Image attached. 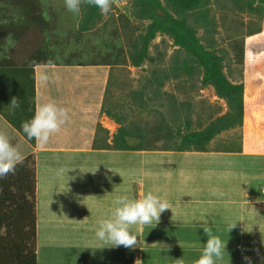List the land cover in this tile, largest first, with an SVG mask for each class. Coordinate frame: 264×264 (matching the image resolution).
Listing matches in <instances>:
<instances>
[{
	"label": "crops",
	"instance_id": "obj_1",
	"mask_svg": "<svg viewBox=\"0 0 264 264\" xmlns=\"http://www.w3.org/2000/svg\"><path fill=\"white\" fill-rule=\"evenodd\" d=\"M35 45L36 43L34 42H32L31 46H27L26 44L23 46V49H19L16 55H14L17 59H21L15 61L17 62V67L14 69L17 68L18 70L14 72L17 75L28 72L29 77H19L21 78L19 81H26L24 84L28 85V92L21 94V97H17L15 93L13 94L12 99H17L20 105L19 107L27 108L28 113H31V116H8L9 112L15 114L18 111V108L13 110L9 107L12 99L8 96L7 98L4 97L3 99H0V104L2 103L0 108L2 110L4 109V112H6V114L3 115V112L0 111V133L5 134L23 156L22 163L17 165L15 174H9L3 178V181L11 177L12 179L10 181L12 182V180L18 179L17 177L20 179V176L24 175L27 182L26 179H23V183L26 185L25 187H27L31 183L32 178H34L37 190L39 188L46 193L51 190L53 194H49V200H52L55 204L56 202L62 204V200H56V195L64 193L66 197L67 191L68 194L71 192L73 195V192L75 191L74 186L80 179L76 176L81 170L82 172L85 171L84 169H81L82 165L87 168V156L89 154H94L95 152L102 154L104 152V159L111 160H104L105 165L102 162L97 169L110 173L109 178H111L114 173L117 176V178H114L116 181H120V179L122 180L123 176H126L127 180H130L131 178H133V180L140 178L137 173H141L142 168L140 165L142 163L145 170H150V173L148 174L151 175L146 178L143 177L145 178L144 181H147V184L154 186L152 190L158 192L157 195L159 197L168 200L167 202L172 210H166L167 212L165 211V215L167 214L169 218L173 219L171 223L176 228V234L180 232L190 233L193 232V230L200 231V229H202L201 231L204 233V228H210L214 234L218 233L224 244L227 245L226 252L224 253V264H264V236L261 235L262 233L264 234V212H260V210L257 209H260L261 207L264 208V202H262V205H259L258 203V200L264 201V192L261 190L263 195L257 193L259 191L257 185L258 187L264 186V143L259 144L260 147L256 145L249 146L247 141L244 140L241 146L235 147L237 150L234 152H226L223 150H212L208 152H180L171 150L123 151L100 146L95 139V132L99 123L102 127L100 128V132H104L107 137L105 142L112 143L113 135L117 130V126L115 129H109L110 127L102 124L100 122L101 120L99 121L98 119L101 115V107L105 97V90L109 84V78H113L114 75L112 81H114L115 86H117L118 73L114 72L113 68H110V66L101 65L99 63L90 64L92 62H85L82 64L78 62V57H75L74 60L69 59L67 64L62 62L59 65L35 66L33 68L35 87H33V83H31L32 77H30V75H33V73H31L32 71L27 70L26 72L24 71V73L22 69L29 66L26 65L25 61H28L29 58L33 59L32 57L35 56V52L32 50ZM242 53L243 60H240V58L238 60V64L241 65V67H239V71H234V74L231 75H229L228 72L230 73V69L232 68L228 67L226 63L230 56L234 57L235 55L231 53L227 56L225 53L221 52L218 53V55L220 56L223 54L224 56L222 63L225 66L224 71L229 80L233 83H244L243 99L246 105L243 113V123L238 126H243L245 135L251 133V136L264 138V64L258 66V61H256V66L250 65V67H248L250 64V57L258 55V57L263 58L264 51H248V53L240 51L238 56L241 57ZM6 54L7 52L3 51L4 57L8 56ZM11 68L9 67V69H5H8L9 71ZM12 74L13 73H11V75ZM52 77L56 80L59 79L58 81H52L56 87L53 86L54 84L50 86V80ZM3 78L10 79L11 77L9 76V73H3ZM253 80H255L257 84H254V86L248 85ZM31 86L34 89H32ZM49 86L55 89L58 93L53 95L44 93V90L50 89ZM112 93L114 94V88ZM45 102H52L59 107L67 109L69 121L61 127L59 132L52 135L47 144L39 145L34 140H29L27 138L22 131L21 124L34 115L37 104ZM227 110H225V112ZM225 112L221 114H224ZM103 118H107L115 125H120L106 113H103ZM257 123L259 124L256 125ZM94 143H96V145H94ZM120 151L130 152L126 153L127 155L124 156L126 161H122L123 163L128 165L133 163L140 167L137 168L134 165L132 170L128 172L120 171L119 168L114 167V158H117ZM38 163L39 170L36 168L35 171L34 164L35 167L36 165L38 167ZM206 169H214L213 173L218 171L214 178L215 181L209 182L212 179H210L208 173L207 175L204 174ZM259 169L263 170L261 173V179H258L260 176V173L258 172ZM236 173L238 174V178L235 179V185L240 183L246 190L239 193L233 188L236 191L235 195L229 193L227 196L212 198L210 202H204L202 200L201 202L207 203L209 207H212L213 205H228L223 207V209L220 208L219 215H221V217H219V219H216L214 222L206 221L209 217L208 213H210V211L205 205L199 202L197 198V189L191 187V182L193 183L194 181L199 180L202 181L203 184H208L212 189H216L217 187L222 189L221 186L223 184L220 182L223 181L224 184L231 185L233 181L230 182V179L236 175ZM83 175L87 178L86 174L83 173ZM190 177H193L192 179L194 180L190 179ZM176 178H179L178 182L174 181ZM3 181L0 179V182ZM172 182L176 186L175 189L166 187L168 184H172ZM102 184L108 185L109 182L108 184L107 182ZM254 187H256L257 190H253L255 189ZM52 188H54V191ZM78 188L77 185V189ZM229 188L231 189V186H229ZM102 189L105 192H109L110 195L107 200L105 198L101 203L111 201V204L108 207L114 209L113 202L121 194V190L117 186L114 187L113 183L109 188L106 186ZM82 192L87 194L88 188H82ZM220 192L222 191L220 190ZM225 192L226 191L224 190L222 193ZM114 195L116 197H113ZM198 203L200 206H198ZM229 205H236L237 207H234L235 209H231V211L227 212ZM59 207L62 208L61 206ZM54 208L56 210V207ZM30 209L29 212L27 211L25 214L24 212L18 214V219H27L24 218L25 215L26 217L32 216V209ZM105 209L106 208L104 207L101 211H106ZM1 213L2 211L0 214ZM161 215L164 216V213ZM233 215H236V219H233ZM181 216H183L185 220L183 223L180 222ZM50 217L51 216L46 213H42L39 218L36 217L38 219L36 222L37 233L35 232L34 237L37 234L35 238H37L36 240L38 243L40 235L42 234L41 227H43V233L48 232L51 228L52 231H56V234H59L58 237H52L49 242L58 243V241H60V248H64V244L67 243L66 240L71 235L80 236L79 228L82 226V216L78 215V213L68 216L57 210V215L54 216L57 217L56 220L50 221ZM188 222L189 229H187ZM50 224H52L53 227H47ZM234 224L235 226L231 229V226ZM2 226L9 230V228H12L15 224L12 220L9 221L8 219L4 222V225L3 222L0 223V230ZM227 228L229 229L228 232ZM222 233H224L223 236ZM3 234V232H0V240L1 237L3 238V240L0 241V249L4 251L10 250L11 253L7 256L3 255V257H0L3 259L0 260V264H15L14 262L21 261L25 255L22 254L21 256H16L19 251L12 252L13 249H9V247L18 248L16 250L28 249L25 248L24 245L16 247L13 243L14 241H20V235L16 236L15 240L11 242L9 241L10 237L7 239ZM230 235L234 236L230 237ZM256 236L258 241L256 240ZM179 238L182 239L184 236H179ZM206 240L207 236L204 233L202 241H188L185 250L187 249L186 251L191 253L186 254V256L184 253L183 255H180L182 262L178 261V263L194 264V261L202 252L204 247L203 243H206ZM9 242L12 244H8ZM180 243H182V241ZM3 244L6 248H3ZM32 244L34 246L31 248H39V246L36 247V241L32 242ZM12 253H14L15 256H13ZM186 260H189L190 262H187ZM37 264H40L38 255ZM156 264H161V261H156Z\"/></svg>",
	"mask_w": 264,
	"mask_h": 264
},
{
	"label": "rangeland",
	"instance_id": "obj_2",
	"mask_svg": "<svg viewBox=\"0 0 264 264\" xmlns=\"http://www.w3.org/2000/svg\"><path fill=\"white\" fill-rule=\"evenodd\" d=\"M42 1H43V5H45L46 7L48 6V8H52V9L54 8L56 11H58L60 21L58 22L57 25L59 32H61L60 31L61 29H59V27L69 30H74L78 28L81 14L74 15L73 13L69 12L64 5V0H42ZM218 1H220L219 4L215 2L209 6L213 9L210 14V20L214 22V25H217V30L219 31L215 37L217 39L218 45L220 46L219 48L222 49L227 56L230 55L231 53L235 55L234 57L230 56L226 63L228 67L232 68L230 69L232 70V72L230 73L228 72V74L231 75L234 74V71H239V67H241V65L238 64V60L239 58H241L238 56L239 52L241 51L244 53H248V51H246L247 48L245 46L243 47L240 44L241 40L247 39L249 32L251 31L250 26L257 27L261 25L264 28L263 26L264 18H262L261 15L259 16L256 12L234 10L235 6L231 5L230 3H229L230 5H227L226 7L223 8V5L230 1L229 0L227 2H225L224 0H218ZM130 5H131V0H110V10L107 13L102 14L103 21L109 20L110 18L113 17V15L114 16L119 15L121 25H123V23L125 24V19L121 16L122 14L125 15L129 14L130 16V10L128 9L130 8ZM129 23L128 26H126L127 29L125 31L126 36L123 37L127 39H135L136 35H138V33L142 32L146 28V24L148 23V20L146 21L132 20ZM100 28L101 25L98 22L95 25V29L91 31L89 34L87 33L82 38L84 44L81 43L77 48H72L71 51L66 50V52H68L65 54L66 59L69 60L78 57L77 59L78 62L81 61L85 62V60L90 61V59L92 60V58L94 57L90 58V56H88V53H85L86 51L84 50H86L87 48H88L87 50H89L95 45V42H97L96 36L100 33V31H103ZM105 32H106L105 37H107L109 33L108 31H106V28H105ZM198 35L203 36L204 30L199 29ZM26 44L27 46H31L32 45L31 40L24 39L22 42L18 43V45L13 44L9 47L0 49V57L3 56V51H6L7 52L6 55L11 57L14 63H17L15 61L21 59H17L14 55L17 52V50L21 49ZM89 45H91V48L88 47ZM177 48L178 46H175L172 38H170L166 34L158 33L156 38L152 41L150 45L151 57L154 58L153 61L147 60L140 67L128 65V66H120V67L118 66L117 68H115L116 70H114V72L119 73V75L117 78L118 91L116 93L114 88V95H116L117 97L119 96L122 97V95H125L126 92L127 93L129 91L132 92L140 88L149 91H155L159 89V92L155 94L156 103L152 104L151 106L162 104L160 105L162 106L161 113L166 115L165 120L168 123H170L172 127L178 128L179 126H181L183 130H185L186 119L187 120L189 119L190 120L189 129L191 130L202 129L205 126H207L212 119H215L218 115L225 112V110L229 108V105L226 99L219 97L216 94L215 88L211 86V84L203 85L201 83V74L200 73L198 74L197 70H193L191 74H186L182 72L179 77H174L172 76L173 74L170 75L169 77L164 76V74L167 71L168 72L170 71L172 55H174V51ZM250 49L253 50L254 52L256 51L258 52L264 49V46L258 44L257 46L250 47ZM250 58H251L250 64L248 65V67H250V65L256 66L257 65L256 61H258L259 64L258 66H260V64L261 65L264 64V57L262 58L256 55ZM148 77L149 78L151 77L152 80L150 79V81L152 82L148 80L149 79ZM58 80L52 77L50 80V86L54 84L52 81H58ZM155 80H157V82H159L160 84L156 82L154 84ZM253 81L250 82L248 85L254 86V84H257L255 80ZM50 86H49L50 89L44 90V93H47L49 95L57 94L58 92ZM53 86H55V84ZM157 86H161V87L156 88ZM173 104L175 106H173ZM183 108H185L186 110H182ZM189 108H190V112L188 113ZM126 111L128 112V109H126ZM138 111L139 112H137L136 114L128 115V118L125 121L126 124L132 122L130 126L135 128L139 127L140 129H143L146 132V134L148 133V138L151 140H146L145 144L150 145L151 143V147H150L151 149L155 148L157 150L159 149L165 150L166 148H172V146H174V143L166 135V128L161 121L162 119H160L162 117V115L159 114L160 110L157 109V111L159 112L157 111L153 112L152 109L149 111H144L143 109ZM103 113L104 112L101 111V115L99 116L98 120L99 121L101 120L100 122L102 124H105L107 127H110L109 129H115L117 126V130H116L117 132L120 125H115L114 123H111V121L108 120L107 118H103ZM258 124L259 123H257L256 125ZM100 125H101L100 123L97 125L98 128L96 129L95 132L96 133L95 139L97 140V143L99 145L105 144L107 142V141L105 142V140H107L105 133L100 132L101 131ZM251 135H252L251 133H247V135H245L243 126H236L234 128H230L218 134L210 142L209 147L212 149L215 148L216 146L228 145L235 148L236 146H241L244 140L247 141V144L249 146L256 145L260 147L259 144L264 143V138H257ZM101 137L103 138V142ZM95 153L94 154L91 153L87 156V163H88L87 168L84 165H82V168L80 166L81 169L85 170L84 174L87 175V178L85 177V175H83L82 170L80 171V173L77 174L76 177L80 178L76 183L79 188L77 189V185L75 184L74 186L75 191L73 192V195L71 194V192L70 194H68V191L66 193L67 194L66 197L64 193L56 195V200L58 201L62 200L63 201L62 204H58V202H56L55 204V202L49 200V194H53L51 190L50 192L48 191V193H46L45 191H41V189L39 188L37 190V186H35L34 200L32 199V201H29L28 202L29 205L26 206L27 205L26 204L22 208V211H20V209L18 210L12 209L10 206L4 207L5 204H3V198H2L0 200V212L3 211L4 213L3 215L7 218V220L8 219L9 221L12 220L15 226L9 228V230L2 226L0 232H3L4 233L3 235H5L7 239H9L10 237L9 241L11 242L15 240L16 236L20 235V241H18L19 243L17 241L13 242L15 246L18 247L24 245L25 248H28L27 252L31 253L32 251L36 253L38 255L40 264H156V261H161V264H181L178 263V261L182 262L180 255H183L184 253L186 256V254L191 253L189 251H186L187 249L185 250V247L187 248L186 244L188 243V241H202V238L204 236V233L201 231L202 229H200V231L193 230V232L190 233L180 232L176 234V228L169 226L170 233L165 232L163 233V235H161L162 239H160L159 237L158 241H154L149 237L151 236V234L153 235L154 233H156L153 232L154 231L153 227L148 228L145 225H133L131 226L132 230L135 231L136 234L142 238L141 247H137L135 249H128L123 246H120L119 248H110L104 242L99 241L95 237V232L99 225L100 220L108 218L113 211L112 207L111 208L108 207L111 204V201L110 202L105 201L104 203H101V201L105 200V198L107 200V198L110 195L109 192H105L102 188L106 186L109 188L110 185L112 186L113 183L114 187L117 186L121 190V194L118 197L122 195H127L129 198L142 197L150 190L153 191L154 194L156 195L158 193L152 190L154 186L147 184L146 183L147 181H144L146 177L151 175L148 174L150 173V170L148 171L145 170L142 163L140 165L142 171L141 173L139 172L137 173V175L140 178H136V180H133V178L127 180V177L123 176L122 180L120 179V181H116V179L114 178H117V176L114 173L113 176L111 175L112 176L111 179L109 178L110 173L106 171H100L99 169H97V167L100 166L102 162L105 165V161L111 159L105 160L103 157V155H105L104 152H103L104 154L103 153L101 154L99 152H95ZM119 153L120 154L117 155V158L116 159L114 158V165H113L114 167L119 168L120 171H124V172H128L132 170V167L134 165L137 168L140 167L133 163H131V165H128L122 162V161H126V159H124L125 158L124 156L127 155L126 153H130V152L120 151ZM36 168L37 170H39V163H38V167L37 165L35 167L34 164L35 171ZM213 170L214 169H210V170L206 169V172L204 173L205 175H207V173L210 175V179L212 180L209 182L215 181L214 178L218 173V171H216V173H213ZM258 172L260 173L258 179H261L262 178L261 173L263 172V170L259 169ZM17 178L19 179V177ZM192 178L193 177H190V179ZM236 178H238L237 173L236 175L231 177L230 182L233 181L231 185L224 184L222 181L220 182L221 184H223L221 186L222 189L220 187H217L216 189H218L219 191L221 190L222 192L224 190L226 191L225 193H223L222 196H227L229 193L231 195H235L236 191L234 189H236L237 192L239 193L244 192L246 189L245 187H243L242 184L239 183L235 185L236 183L234 182ZM178 179L176 178L174 179V181L178 182L179 181ZM1 180L3 181V178ZM15 181L16 180H12V182L10 181L8 185L11 186V188L17 190L18 184H14ZM104 182H107V184L109 182V184L103 185L102 183ZM2 186H3V182H0V187ZM229 186H231V189L229 188ZM85 187L88 188L87 194L82 192V188L85 189ZM166 187H171L175 189L176 186L172 182V184H168ZM191 187L197 189L198 192L197 198L199 202L205 205L210 211V213H208L209 217L207 218L206 221L214 222L216 219H219V217H221V215H219L220 208L223 209V207L228 205H213L212 207H209L207 203H202L201 202L202 200L204 202L206 201L210 202L212 198H216L210 196L209 194L210 190H212V187H210L208 184H203L202 181L196 180L193 183L191 182ZM254 188L255 189L253 190H257L256 187ZM257 188L259 189L257 193L263 195L264 186L258 187L257 185ZM52 190L54 191V188H52ZM113 197L116 196L114 195ZM258 201H259L258 202L259 205H262V202H264L261 200ZM5 203L6 204L8 203V198L5 200ZM59 206H61L62 208H60ZM198 206H200L199 203ZM54 207H56V210ZM104 207L106 208L105 209L106 211L103 210L104 212L103 213L101 210L104 209ZM234 207L237 206L229 205V207L227 208V212L231 211V209H235ZM30 208H32V216H35L34 219L32 216L26 217L27 219H22V220L18 219L17 217L18 214H20L21 212H24L25 214V212L27 211L29 212ZM257 209L260 210V212L261 211L264 212V208L262 207L260 209L259 208ZM57 210L61 211L63 214L68 216H72L75 213H78V215L82 216L81 219L82 226L79 228L80 236L71 235L70 237H68V239L66 240L67 243L64 244V248H60L61 247L60 241H58V243L49 242L52 239V237L59 236V234H56V231H52L51 228L48 232L43 233V227H41L42 234L40 235L39 243L36 240L37 238H35L37 234L34 237V231L36 232V222L38 220L37 218H39L42 215V213H46L49 216H51L50 221H55L57 217L54 216L57 215ZM232 217L233 219H236V215H233ZM183 220L184 217L181 216L180 222L182 223L185 222V220L184 221ZM171 221H173V219L171 218L164 219L163 223L161 224V228L166 222L169 223ZM167 223L165 225H170ZM188 224L189 222L187 223V229L190 228L188 227ZM47 227H53V225L50 224ZM160 231H157V233ZM228 231L229 229L227 230V232ZM166 233L168 234V236L166 235ZM216 235L219 234L217 233ZM223 235L224 233H222V236ZM261 235L264 236L263 233ZM179 236H184V238L181 239L179 238ZM233 236L234 235H230V237ZM1 240H3L2 237ZM256 240L258 241L257 236H256ZM34 241H36L37 243L36 247L39 246V248H34V249L31 248L34 246L32 244V242ZM181 241L182 243H180ZM11 242H9L8 244H12ZM3 248H6L4 244H3ZM9 249H13L12 252L19 251L22 253L24 252L22 250H26V249L16 250L18 248H10V247ZM10 253H11L10 250L3 252V250L0 249V256L2 257L3 255L7 256V254ZM12 255L15 256L14 253H12ZM186 261L190 262L189 260Z\"/></svg>",
	"mask_w": 264,
	"mask_h": 264
},
{
	"label": "trees",
	"instance_id": "obj_3",
	"mask_svg": "<svg viewBox=\"0 0 264 264\" xmlns=\"http://www.w3.org/2000/svg\"><path fill=\"white\" fill-rule=\"evenodd\" d=\"M224 1L227 2L228 0ZM229 1L223 5V8L231 4L235 6L234 10L256 12L264 18V0ZM215 2L220 3L218 0H131L130 8H128L130 10V16L129 14H122L121 16L125 19V24L123 23V25H121L119 15H113L109 20L103 21L102 13L98 8L83 3L78 28L69 30L59 27L61 29V32H59L57 25L60 21L58 11L43 5L42 0H0V49L13 44L18 45L24 39L36 43L35 47L32 48L35 56L32 57L33 59L29 58L28 61H25L26 65L29 66H24L25 68L22 69L23 72L27 70L32 71L31 73L33 75H30L32 77L31 83L35 87L33 68L43 65H59L62 62L67 64L69 60L65 57V54L68 53L66 50L71 51L72 48H77L81 43L84 44L82 38L87 33L89 34L93 31L98 22L101 25L100 29L103 31H100L96 36L97 42H95V45L92 48L89 45L88 47L91 49L87 50V48L84 50L90 58L94 57L92 60L90 59V61L87 60L85 62L110 66V68H113V71L118 66L133 65L140 67L147 60L153 61L154 58L151 57L150 45L158 33L166 34L173 39V43L178 48L174 51V55H172L170 71H167L164 76L169 77L173 74L172 76L179 77L182 72L191 74L193 70H197L198 74H201V83L203 85L211 84L214 86L216 94L226 99L229 105L228 110L224 114H220L215 119H212L202 129H189V119H186L185 130L181 126L174 128L165 120L166 115L161 113L162 106L160 105L162 104L151 106L156 103L155 94L159 92V89L149 91L140 88L132 92H126L122 97H117L112 93L113 88H115L116 93L118 91V87L112 81L114 78L113 75V78H109V84L105 90L101 110L118 122L120 127L114 133L112 143L106 142L100 146L123 151L157 150L150 148L151 143L150 145L145 144L146 140H151L148 138V133L146 134L139 127L135 128L130 126L132 122L126 124L125 121L128 115L136 114L139 112L138 110L143 109L144 111H149L152 109L155 112L158 109L160 112H157L162 115L160 119H162L161 121L166 128V135L174 143L172 148H166L165 150L180 152L223 150L226 152H234L237 149L228 145H220L212 149L209 147L210 142L218 134L243 123V113L246 105L243 99L244 83H233L229 80L224 71L225 66L222 63L224 56L223 54L218 55V53L224 52L219 48L220 46L215 38L219 31L217 30V25H214V22L210 20V14L213 9L209 7ZM132 20H148V23L146 24V28L136 35L135 39L124 38L126 36V26ZM250 27L251 31L247 39H243L240 42L243 47L245 46L247 48L246 51H253L250 47L257 46L258 44L264 46V28L261 25ZM105 28L109 33L107 37H105ZM199 29L204 30L203 36L198 35ZM261 51H264V49ZM242 57L243 53L241 55ZM241 58L240 60H243ZM12 60L8 56L4 58L3 56L0 57V99L7 98V96L12 99L15 93L17 97H21V94L28 92V85L24 84L26 81H19L21 79L19 77L28 78L29 74L28 72H24L25 74L22 73L23 75H17L14 72L18 70L17 68L14 69L17 67V64ZM85 62L81 61L80 63L83 64ZM9 67L13 68L8 71ZM3 73H9L11 78H3ZM11 73L13 74L11 75ZM150 79L151 77L148 80L150 81ZM155 82L160 84L157 80L154 81V84ZM32 86L31 88L34 89ZM160 87L157 86L156 88ZM173 106L175 105L173 104ZM126 109H128V112ZM182 110L186 109L183 108ZM0 111L3 112V115L6 114L4 109L2 110L0 108ZM189 112L190 108L188 109ZM27 115L31 116L27 108L20 107L15 114L8 113V116L11 117ZM103 130L106 131L105 129ZM8 179L4 180L3 186L0 187V200L3 198L4 207L10 206L12 209H20L22 211V208L26 204L28 206V202L35 198L36 181L32 178L29 186L25 187L26 185L23 183V179H26V177L21 175L20 179H16L14 182V184H18L17 190H15L8 185L12 178L10 177ZM7 198L8 203L6 204L5 200ZM3 214L2 211L0 214V223L3 222L4 224L7 218ZM24 218H26V215ZM167 218L169 216L167 214L165 215L164 212V216L161 215L158 223L154 221L151 225H147L148 228L153 227V232H156L149 236L152 240L158 241L159 237L162 239L161 235L163 233H170L169 226L174 227L171 222H166L170 225H165V223L161 228V224ZM157 231L160 232L157 233ZM166 235L168 236L167 233ZM22 251L24 252H19L16 256H21L22 254L25 256H23L21 261L14 262L15 264H37L36 253L32 251L29 253L27 252L28 249ZM0 260L3 259L0 258Z\"/></svg>",
	"mask_w": 264,
	"mask_h": 264
},
{
	"label": "clouds",
	"instance_id": "obj_4",
	"mask_svg": "<svg viewBox=\"0 0 264 264\" xmlns=\"http://www.w3.org/2000/svg\"><path fill=\"white\" fill-rule=\"evenodd\" d=\"M83 3L95 6L101 13L110 10V0H64L66 9L74 15H79ZM19 102L13 98L9 107L19 108ZM69 121L67 109L52 102L37 104L34 115L21 124L23 133L29 140L37 144H47L54 133ZM22 153L14 146L8 137L0 133V179L9 174H15L17 165L22 163ZM84 173V172H82ZM210 196L219 197L223 193L218 189L210 190ZM114 209L108 218L102 219L95 232V237L110 248L123 246L128 249L141 247L142 238L132 230L133 225H151L160 221L161 214L171 209L168 202L148 191L142 197L129 198L122 195L114 200ZM172 210V209H171ZM173 212V211H172ZM235 226L232 225L231 229ZM206 243L194 264H224L226 246L219 235L212 229L204 228ZM179 260V259H178Z\"/></svg>",
	"mask_w": 264,
	"mask_h": 264
}]
</instances>
